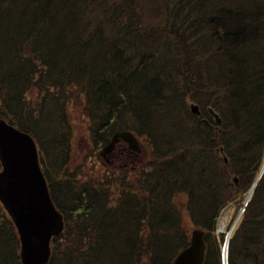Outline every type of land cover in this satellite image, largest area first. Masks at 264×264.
Wrapping results in <instances>:
<instances>
[{
  "label": "trees",
  "instance_id": "trees-1",
  "mask_svg": "<svg viewBox=\"0 0 264 264\" xmlns=\"http://www.w3.org/2000/svg\"><path fill=\"white\" fill-rule=\"evenodd\" d=\"M144 2H0V116L36 139L66 222L49 264H173L194 228L206 233L204 264H222L220 214L259 172L264 0ZM70 106L90 117L96 148L132 131L147 162L139 166L140 156L121 148L109 175L79 179L71 125L57 123ZM18 247L0 204V264H21ZM228 263L264 264V174Z\"/></svg>",
  "mask_w": 264,
  "mask_h": 264
},
{
  "label": "water",
  "instance_id": "water-1",
  "mask_svg": "<svg viewBox=\"0 0 264 264\" xmlns=\"http://www.w3.org/2000/svg\"><path fill=\"white\" fill-rule=\"evenodd\" d=\"M191 110L200 115L199 106ZM218 124L222 120L212 108ZM121 140L136 153H141L137 138L128 131L116 132L103 153L109 154ZM0 201L11 216L21 242L22 264H48L51 242L65 229L62 214L56 209L39 163L35 140L29 134L0 119ZM225 249V264L227 249ZM205 232L195 229L190 244L179 253L174 264H203L205 261Z\"/></svg>",
  "mask_w": 264,
  "mask_h": 264
},
{
  "label": "rangeland",
  "instance_id": "rangeland-1",
  "mask_svg": "<svg viewBox=\"0 0 264 264\" xmlns=\"http://www.w3.org/2000/svg\"><path fill=\"white\" fill-rule=\"evenodd\" d=\"M144 4L151 6L147 0H145ZM39 95L40 93L37 90H33L28 94V98L31 100L33 107L37 106L36 103H38L40 100ZM33 117H35V120L38 121L37 115ZM89 120L90 117H88L86 114L82 115L79 112V109L76 110L70 106L67 117H59L57 122L60 128L64 131L68 130V123L71 125L72 164L74 167V173L77 174L79 179H89L94 178L95 176L101 177L103 174L109 175L113 167V157H110L107 160L100 154L101 148H96L94 146L92 142V136L89 131ZM43 127H48V125L44 124ZM143 145L144 150L141 154L140 162L136 163L139 166H142L143 162L146 163L149 156L145 142ZM120 147L123 148V145ZM257 165L259 172L256 179H258L264 171V157L262 159H258ZM250 190L251 188L245 193H242L240 199L234 201L229 207L222 211L218 225L223 223V228L220 232H222L225 237H227V235L231 232L230 236L232 238L234 234L233 231L235 232L236 227L241 223L244 213L248 207L246 204L251 198H253L251 197ZM183 200L184 198H181L182 203ZM219 227L220 226H218V228ZM19 248L20 247H18V249Z\"/></svg>",
  "mask_w": 264,
  "mask_h": 264
},
{
  "label": "bare ground",
  "instance_id": "bare-ground-1",
  "mask_svg": "<svg viewBox=\"0 0 264 264\" xmlns=\"http://www.w3.org/2000/svg\"><path fill=\"white\" fill-rule=\"evenodd\" d=\"M229 210V209H228ZM227 216V215H226ZM224 218V217H223ZM220 227H219V230L221 231L222 230V228H223V223L221 224V225H219ZM226 229V228H225Z\"/></svg>",
  "mask_w": 264,
  "mask_h": 264
}]
</instances>
